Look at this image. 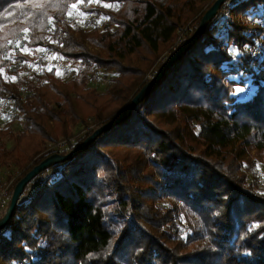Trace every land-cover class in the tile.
<instances>
[{"label":"trees","instance_id":"16d2710c","mask_svg":"<svg viewBox=\"0 0 264 264\" xmlns=\"http://www.w3.org/2000/svg\"><path fill=\"white\" fill-rule=\"evenodd\" d=\"M101 1L118 9L82 0L87 13L107 18L104 29L87 30L68 20L81 0H0V99L13 101L25 128L16 147L0 142V168L22 170L11 191L43 160L69 152L16 150L23 141L62 136L70 145V127L83 126L87 116L101 126L125 111L148 83L133 57L156 59L190 38L216 0ZM227 6L228 15L207 25L127 121L32 181L60 169L21 198L0 230V264H264V191L244 174L255 165L245 159L249 147L264 155V0ZM17 41L81 65L80 78L35 72L33 59L19 51L11 58ZM100 69L117 74L105 93L88 87ZM246 76L256 90L239 101ZM9 130L0 128V138L12 137ZM118 148L143 154L134 175L108 150ZM148 163L156 180L145 204L130 180L139 182Z\"/></svg>","mask_w":264,"mask_h":264},{"label":"rangeland","instance_id":"374dc122","mask_svg":"<svg viewBox=\"0 0 264 264\" xmlns=\"http://www.w3.org/2000/svg\"><path fill=\"white\" fill-rule=\"evenodd\" d=\"M236 0H230L228 1L229 5H232ZM91 6L95 7H101L105 5H110L109 7L105 8H112L113 10L118 9L117 4L111 5L110 3H105L104 1L101 0H91ZM123 5V4H122ZM83 3L79 2L77 3V8L73 9L72 6L69 9L68 12V20L72 26H79L87 30H91L93 27H98L101 30L104 29L105 24L107 23V18L102 17V18H96L94 15L87 13L85 8H83ZM86 5L85 7H87ZM131 8V7H130ZM128 12V11H127ZM221 14L223 18H225L228 15V6L224 7L221 9ZM259 20V19H258ZM258 21H255L254 24H257ZM116 29V27H113V30ZM187 39L185 38H180L178 42L173 46L174 52L176 49H178L181 44L186 41ZM19 45V46H17ZM12 55L15 52H20L23 54H27L33 59V63L30 64L32 70L34 69L35 72H41V70H51L55 69L56 73H60V77H62L65 81H68L70 79H77L80 78L78 75L79 70L81 69V65L77 64H71L70 62H67L66 60L60 59L57 55L54 53L50 52L48 49H37V50H32L27 47L25 43L22 42H15L12 44ZM89 47L91 45L89 44ZM22 49H27L28 51H23ZM168 50L166 53H162L158 58L156 59H150L146 57V54H139L135 55L133 57V64L135 68H139L144 72L145 76L143 78V81L145 82H150L157 74V70L159 66L165 62L168 61L170 56L172 55L171 50ZM145 59L146 62H143L142 60ZM162 64V65H163ZM29 73L24 71L22 72L23 76H27ZM5 78L7 80H13V76L9 74H4ZM117 76V74L114 71L106 72L103 69H100L97 71V73L94 75L92 79H90V82L88 83V87L91 89L95 90L98 93H105L109 88L110 85L112 84V79ZM245 79V87L243 88H237L240 89L241 91H237L236 89V98L237 100H245L250 98L254 93H255V88L252 85V79L248 76L244 77ZM14 81V80H13ZM24 95H27V92H24ZM8 100V105L2 110L0 113V128L1 129H6L9 128L10 130L8 132H12L14 135L11 137L10 134L8 136H5V138H0V142L2 144H7V147L9 149L13 148L15 145V136H18L20 133L24 131V126H23V121L21 119H16V114L13 110V101H11L10 98H3L0 99L1 101ZM86 121L84 122L85 126L87 125V128L84 129L83 126H77L73 127L71 126L70 129L72 130V134H74V137L71 138L70 140V145H75L77 142H80L88 137V133L97 129L100 126H93V119L87 116ZM115 118V117H114ZM154 120V118H151ZM88 122V123H87ZM102 126V125H101ZM160 127H164L160 125ZM59 126L54 124V129L52 130L53 135H58ZM168 128V127H165ZM47 134V133H46ZM5 135V134H4ZM39 136H37V139L34 138V136L28 137L25 141L22 142V145L16 150L19 149V151H26L27 153L33 151L42 152L43 154H47L49 152H55L57 150H69V152L72 150L71 146L68 145L64 141L66 139H62V136H58L55 138L52 137H47L46 139H38ZM52 138V139H51ZM59 138V139H58ZM54 140H58V143H53ZM43 143V144H40ZM16 147V145H15ZM75 148V146H74ZM247 154L245 156V159L249 161H254L255 165L249 171L248 169L246 170L247 173H244L247 179L249 178V181L251 182L254 178H258L261 182L262 189L264 191V155H260L255 149H252V147H249ZM111 153L115 154L117 157L120 159H123L124 162L126 163L127 170L134 175V162L143 157V154H141L137 149H132V148H118V149H108ZM196 150L197 152H200L202 150V146L200 144H196ZM37 153V152H36ZM59 154V153H56ZM25 154H20L18 155L19 158L24 159L26 158L24 156ZM36 154H34L33 157H35ZM64 155V154H63ZM40 154L35 157L34 159H38ZM34 162V161H33ZM21 167H16L14 164H8L2 168H0V188L1 187H8L9 191V200L11 198V194L13 191H11V188L13 184L18 180L20 175L22 174V170H20ZM60 169H56L53 171H50L42 176H40L38 179H36L34 182H32L29 185L28 192L25 194L22 199L23 200H28L29 195L33 193L34 190H36L39 186L43 185V183L49 179V177L54 178L59 176ZM141 178L139 179V182H135L134 178L130 180V183L134 186V191L138 194V196L141 198V200H144L145 204L148 201L149 194L155 190L154 187V181L156 180V175H155V170L151 163H148L146 168L141 171ZM14 190V189H13ZM10 203V202H9ZM9 206V205H8ZM3 217V214L0 213V218ZM196 222H198V219H194Z\"/></svg>","mask_w":264,"mask_h":264},{"label":"water","instance_id":"95a60500","mask_svg":"<svg viewBox=\"0 0 264 264\" xmlns=\"http://www.w3.org/2000/svg\"><path fill=\"white\" fill-rule=\"evenodd\" d=\"M230 0H216L211 8L203 16L199 26L193 35L184 41L181 46L176 49V51L170 56L167 62H165L158 70L156 76L148 82L141 91L133 98L128 108L117 115L115 118L109 122L103 124L94 130V132L87 137L78 146L73 148L67 154H53L43 160L40 164L36 165L30 172H28L15 186L8 208L6 209L2 218H0V230L4 229L10 219L12 218L15 209L24 196V191L27 185H29L37 176L42 172L50 169L51 167L68 162L72 160L79 153L87 149L101 134L109 131L110 129L124 123L127 121L134 110L148 95L149 93L160 83V81L165 77L167 71L173 67L177 62H179L182 57L200 40L207 25L214 20V18L220 13L222 7Z\"/></svg>","mask_w":264,"mask_h":264},{"label":"built area","instance_id":"2783aa9c","mask_svg":"<svg viewBox=\"0 0 264 264\" xmlns=\"http://www.w3.org/2000/svg\"><path fill=\"white\" fill-rule=\"evenodd\" d=\"M228 13V12H227ZM8 103V100H4L0 102V113L2 112V110L6 107V105ZM9 191H8V187H1L0 188V213L4 215L6 209L8 208L9 205Z\"/></svg>","mask_w":264,"mask_h":264},{"label":"snow or ice","instance_id":"6c2138e0","mask_svg":"<svg viewBox=\"0 0 264 264\" xmlns=\"http://www.w3.org/2000/svg\"><path fill=\"white\" fill-rule=\"evenodd\" d=\"M81 2H82V0H81ZM109 6H110V5H105V7H109ZM72 8H73V9H76V8H77V4H73V5H72ZM24 31L27 32V29H25ZM17 46H19V45H17ZM22 50H23V51H28L27 49H22ZM0 71H2V70H0ZM57 74L60 75L59 72H58ZM12 79L15 80V77H13ZM237 91H241V90H240V89H237Z\"/></svg>","mask_w":264,"mask_h":264},{"label":"clouds","instance_id":"9594fccd","mask_svg":"<svg viewBox=\"0 0 264 264\" xmlns=\"http://www.w3.org/2000/svg\"><path fill=\"white\" fill-rule=\"evenodd\" d=\"M101 175H103L104 173L101 171V173H100Z\"/></svg>","mask_w":264,"mask_h":264}]
</instances>
